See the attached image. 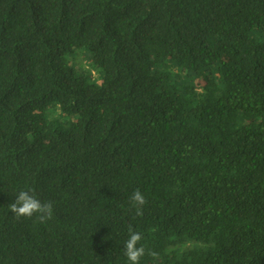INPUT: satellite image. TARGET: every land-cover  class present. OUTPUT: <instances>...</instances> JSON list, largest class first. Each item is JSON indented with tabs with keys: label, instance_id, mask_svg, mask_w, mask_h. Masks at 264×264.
Listing matches in <instances>:
<instances>
[{
	"label": "trees",
	"instance_id": "16d2710c",
	"mask_svg": "<svg viewBox=\"0 0 264 264\" xmlns=\"http://www.w3.org/2000/svg\"><path fill=\"white\" fill-rule=\"evenodd\" d=\"M129 227L264 264V0H0V264H130Z\"/></svg>",
	"mask_w": 264,
	"mask_h": 264
},
{
	"label": "clouds",
	"instance_id": "9594fccd",
	"mask_svg": "<svg viewBox=\"0 0 264 264\" xmlns=\"http://www.w3.org/2000/svg\"><path fill=\"white\" fill-rule=\"evenodd\" d=\"M131 200L136 209L138 216L143 215V207L147 204L146 197L137 189ZM11 211L16 215L17 218L28 217L31 218L34 215L40 222H47L52 219L53 216V204L52 202H41L36 196L29 191L21 190L14 203L9 205ZM129 239L125 242V255L130 264H140L141 258L146 254V249L139 242L142 240V235L139 232L133 231L129 227ZM148 254L156 256L154 252Z\"/></svg>",
	"mask_w": 264,
	"mask_h": 264
}]
</instances>
